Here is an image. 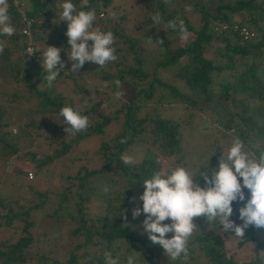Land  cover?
Returning <instances> with one entry per match:
<instances>
[{"label": "trees", "instance_id": "trees-1", "mask_svg": "<svg viewBox=\"0 0 264 264\" xmlns=\"http://www.w3.org/2000/svg\"><path fill=\"white\" fill-rule=\"evenodd\" d=\"M21 1L26 18L30 20V36L21 33L24 22L13 0H8L9 16L15 27V33L10 37L0 36V45L3 46V51L0 52V63L4 62L0 64V83H10L12 79L15 82H22L34 92L41 111L59 113L63 106L72 107L71 103H63V96L56 93L53 88L42 91L34 83L40 76L39 64L42 62L40 54L47 45L51 46L48 41L52 35L51 29L56 31L57 41L62 46L61 54L68 45L66 36L68 25L57 31L50 22L51 14L62 12V1ZM186 2L191 3L200 14L198 27L191 24L179 0H139L137 3L130 4L131 11L143 12L140 19L132 18V22L125 18L124 13L119 14L117 19L113 18L110 14L112 9L108 8L111 0H87V3L84 0H74L77 11L94 10L96 13L94 23L98 22L101 25L100 23L104 22L101 31L110 30L115 37L112 47L115 49L117 59L103 67L96 65L94 74L101 81L106 82L112 91L119 88L115 82L120 81V86L130 87L131 95L126 101L121 100L113 113H103L97 109L94 102L89 109H84L85 113L88 111L96 113L99 121L96 120L88 125L86 130L79 132L78 138L102 134L104 125L109 124L113 119L120 120L119 128L114 137L102 142L101 148L96 152L102 164L91 170L85 166L78 170L79 187L82 190L75 191L76 194L72 196L73 207H70V204L68 205L70 209L64 207L66 214H58L57 209H53L51 213L44 215L50 217L49 226L50 230L56 232H54L55 238L58 236L57 231L60 232L61 228L67 226V234L78 239V242L68 249L63 259L53 258L52 250L39 252L40 255L35 258V264H85L86 261L92 264H106L105 252H111L113 258L118 257L119 264H127V257L130 255L134 257L135 264H155L158 255L164 250L160 245L152 244L147 234L136 226L137 218H133L132 210L138 206L142 208V201L138 199L144 192L142 181L150 178L154 172L161 171L158 155L178 156L181 150L180 129L177 122L159 116L156 106H153L152 113L143 116H140L138 111L146 103L154 100L174 101L195 106L197 101L194 95L198 93L204 95L202 101H207L211 94L209 87L212 82V71L220 72L227 67L235 69L236 58L255 59L262 54L264 48V37L260 26V20L264 19V0H218L215 4L210 0L208 6L199 0H186ZM102 14L105 17H101ZM157 16L159 23L153 19ZM181 19L190 34L187 40H181L178 30L168 28L170 20H176L178 23ZM233 24L245 26L252 33L251 37L243 39L237 32L232 31ZM224 25L226 28H222ZM145 38L149 39L153 48H147L144 45ZM27 42L40 50L35 53L40 58L39 62L26 60L24 48ZM214 42L216 43L215 56L224 58V63L215 64L214 58H206L204 55L205 49ZM174 43H176L175 46L172 45ZM17 49L22 55L21 63L10 59L11 54ZM256 69V63H251L239 73L236 80L222 83L216 102L223 100L233 105L234 111L228 112V117L224 119V126L227 129L235 127L237 136L244 143L259 140L257 147H251L253 154L258 155L259 152L264 151V126L256 129L253 134L247 132V130H254L256 123L252 116L245 114L248 105L246 99L239 97V94H246L249 98H258L264 102V90L255 87ZM167 70L176 81L183 82L188 92L181 91L175 84L167 83L160 76V72ZM4 73L9 75L8 79H1ZM6 94L2 93V95ZM1 107L0 151L9 156L17 151L12 139L17 138L19 134L15 135L9 129L11 123L3 118L5 112ZM18 132L23 133V128L19 127ZM139 143L145 145L142 158L131 165H125L120 159L121 155L130 150L134 144ZM68 147L69 144H63L62 149L56 150L54 156L46 155L37 164L52 162L54 157H59ZM215 157L220 159L221 154L212 155V159ZM209 169L211 168L200 167L194 173V179L199 180L202 187L205 186V181L200 176L202 172L210 173ZM32 170L34 169L19 171V173L23 174L27 181H31L33 177L29 179L26 175L28 171H31L35 176ZM91 179H97L103 183L102 191L96 194L103 202V213L92 214L87 210L86 196L92 191L87 186V182L92 181ZM105 187L109 188L107 193L104 192ZM70 194V189H64L59 204L66 203ZM37 196L42 199L40 202L14 211L9 207L5 209L6 205L0 200L2 210L9 212L1 214L0 219H4L6 224L13 220L24 223V234L14 242L0 243V264H25L31 258L32 254L28 248L33 242V235L28 228L32 225V221H28L27 218L32 210L44 208L48 203L46 193L44 195L38 193ZM133 198H136L135 201ZM237 203L233 202V207ZM72 209L75 212H72ZM194 219L198 220L197 224L206 225L205 217ZM216 223L218 224L215 222L212 226ZM260 229L264 231V228ZM245 230L247 235L239 244L250 242L255 255L260 249L264 250V240L259 237L258 229L250 226ZM191 237L195 239L197 249L189 247L188 243L186 259L173 264H201L190 261L195 253L202 255L206 259V264H235L232 257L225 254L214 228H209L205 234L198 232ZM255 257L253 264H264L261 262V255Z\"/></svg>", "mask_w": 264, "mask_h": 264}, {"label": "rangeland", "instance_id": "rangeland-1", "mask_svg": "<svg viewBox=\"0 0 264 264\" xmlns=\"http://www.w3.org/2000/svg\"><path fill=\"white\" fill-rule=\"evenodd\" d=\"M62 3L64 0H61ZM139 0H111L110 14L114 19H117L119 14L124 13L125 18L132 22V18L140 19L143 12L140 13L135 10H130V4L137 3ZM183 5L184 14L188 17L191 24L194 27L199 25L200 14L191 3H187L186 0H179ZM201 3L209 5L210 0H199ZM218 0H212L215 4ZM74 3V0H72ZM62 10V8H61ZM112 12V13H111ZM140 13V14H139ZM60 12L50 15V22L57 31L62 30L67 24L66 21H60ZM138 14V15H137ZM105 17V15H101ZM136 20V21H137ZM125 22V21H124ZM94 23V27L101 30L104 22ZM261 32L264 37V19L260 20ZM52 35L48 39L51 46L62 48L60 42L57 41L56 31L51 29ZM190 35V34H189ZM7 37V36H5ZM7 41V40H6ZM92 43L91 41L89 42ZM143 43L147 48L152 47L149 39H144ZM176 43L172 44L175 46ZM216 43H211V46L204 51L206 58H214L215 64L224 63L225 59L215 56L214 48ZM71 46L68 44L62 55V60L66 62L67 67L62 69L57 77V80L53 82L52 87L48 86V83L44 79L47 73L43 72L42 62L39 64L40 76L35 80V86L39 90L46 88H53L56 93H60L63 96V103H71L74 109H77L82 115H86L89 120V125L93 124L96 120L99 121L96 113L83 112L84 109H89L91 105L96 103L97 109L105 114L113 113L119 102L126 101L130 97L131 89L127 85L120 86L117 90L112 91L111 88L100 80L98 76L94 74L95 64L86 62L82 69L77 73L71 71V62L68 61L67 52L70 51ZM157 50V49H156ZM22 55L18 52L12 53L10 59L21 63ZM237 57V56H236ZM4 63V62H1ZM0 63V64H1ZM251 63H256V76L255 82L256 89L264 90V48L259 57L253 59L250 57L244 59L236 58L234 61V68L227 67L224 70L217 72L216 70L211 72L212 82L210 84V99L202 101L204 95L196 94L197 104L195 106L186 105L180 102L150 101L144 105L141 110L138 111L140 116L152 113L153 106H156V110L159 116L163 118L172 119V121L179 124L181 150L178 156H164L158 155V162L161 165V171L168 174L172 169L177 166H183L188 168L193 174L198 168H217L219 160L216 157L212 159L214 154H223V150H227L231 145V142L237 136L236 128H225L224 119L228 117V112H233L234 107L229 102L218 100L217 97L220 92V85L227 81H234L237 79L239 73L244 71ZM174 70V68H173ZM160 76L167 82L175 84L181 91L188 92L184 87L182 81L178 80L171 75V72L162 71ZM259 80H258V78ZM2 78H9L7 73H4ZM7 93L2 95V93ZM16 92V94H13ZM120 93V98L116 97V93ZM240 98L246 99L247 111L246 115L252 116L256 127L254 130H247L249 134L255 133L256 129H261L264 126V102L258 98H249L246 94H239ZM156 101V103H155ZM0 106L4 109L3 118L8 119L11 123L9 129L15 135L19 134L17 138H13L12 142L16 145L17 151L9 156L4 155L0 151V200L1 203L6 205L8 209L17 210L26 207L33 206L36 202H40L42 199L37 196L38 193L44 195L46 193V200L44 208L31 211L27 220L32 221V225L28 230L32 233L33 242L29 245V251L32 256L27 260L25 264H35V258L39 256V252H48L52 250V257L56 259L65 258V254L78 242V239L71 237L67 234L68 227L64 226L58 232L57 238L55 233L50 230L49 221L50 217H45L47 213H51L53 209H57L58 214H66L67 209L73 207V198L76 194L75 191L80 192L82 190L79 187L78 170L82 167H87L90 170L99 167L102 164L100 157L97 155V150L101 148V143L106 142L112 137L119 128L120 120H112L109 124L104 125L102 134H91L85 138H78V133L65 131L67 125L64 124L63 117L59 113L51 111H41L40 106L37 104L34 92L22 82H15L13 79L10 83H0ZM42 117V118H41ZM45 125L40 126V125ZM19 127L23 128V133H19ZM240 139V138H239ZM241 140V139H240ZM242 141V140H241ZM243 142V141H242ZM250 143H244L245 150L249 154H253L251 147H257L259 140ZM63 144H69L67 150L59 157H54L52 162L41 163L38 165V161L45 158L46 155L54 156L56 150L62 149ZM145 150L144 143L134 144L130 150L126 153L134 158L135 161H139L142 158ZM34 155V157H33ZM166 168H169L166 170ZM27 169H34L35 176L31 181H27L23 174L19 171H25ZM83 171V170H82ZM210 174V173H209ZM87 182L92 191L86 197L87 210L92 213H103V202L96 196L97 192L102 191L103 183L97 179H91ZM242 183V179H241ZM64 189H70V197L66 199L65 204H59L62 191ZM246 198L250 196V193L245 189ZM72 199V201L70 200ZM69 200V201H68ZM71 201V202H70ZM243 206V202L237 203L234 208V214L230 218L236 222L237 225L242 224L239 219V208ZM0 204V215L5 214L7 210H2ZM73 210V209H72ZM72 212H75L73 210ZM9 213V212H7ZM65 216V215H64ZM145 215L141 214L136 220V226L143 230V220ZM197 219H194L196 229L193 234L203 233L205 234L209 228H214L219 241L222 243L223 250L227 256H231L235 264H253V260L264 254V250L260 249L257 254L253 250V246L250 242H245L240 245L239 242L247 235L245 230L243 236H236L233 231L224 232L219 223L212 226V223L205 221L206 225L201 226L197 224ZM0 243L1 242H14L20 235L24 234V223L19 220H13L9 224L4 222V219H0ZM170 220H166V223H170ZM70 227V226H69ZM259 237L264 240V231L258 229ZM44 233V234H43ZM171 233L167 234L168 238H171ZM189 247L197 249V243L193 237L189 238ZM51 247V248H50ZM186 259L181 255L180 258L172 260L167 257L163 250L157 257L155 264H173L175 262H182ZM191 262L206 264V259L199 253H195ZM264 263V259H261ZM85 264H92L86 261Z\"/></svg>", "mask_w": 264, "mask_h": 264}, {"label": "clouds", "instance_id": "clouds-1", "mask_svg": "<svg viewBox=\"0 0 264 264\" xmlns=\"http://www.w3.org/2000/svg\"><path fill=\"white\" fill-rule=\"evenodd\" d=\"M87 3V0H84ZM60 21L67 22L68 61L71 71L77 73L86 62L103 67L110 61H115V49L112 47L115 37L112 31H101L94 27L96 13L92 11H77L72 0H64L61 4ZM159 23V17H153ZM168 28L178 30L181 40H187L189 33L181 19L170 20ZM15 27L9 16L8 0H0V36H12ZM92 42L91 44L89 42ZM3 46L0 45V52ZM38 48L29 46L28 56L39 52ZM62 48L48 46L40 54L43 72L47 73L49 87L57 80L62 69L67 67L61 58ZM120 87V81L115 82ZM120 98V93H116ZM59 115L63 117L65 131L69 134L87 129L89 120L86 115L71 106H63ZM42 118V117H41ZM120 159L125 165L134 163V158L127 153ZM202 172L205 186L194 179V174L188 168L177 166L166 174L163 171L154 172L150 178L142 181L144 192L139 196L142 208L132 210L133 218L145 215L143 230L152 244L160 245L167 257L176 260L188 253L189 238L196 229L194 218L205 217L212 224L218 222L224 232L233 231L236 236H243L245 229L253 226L264 228V151L259 154H249L239 138L233 139L227 150H223L217 168ZM242 178V183H241ZM245 189L250 196L246 198ZM109 188L105 187L107 193ZM136 198H133L135 201ZM233 202H243L239 208L237 225L230 219L234 214ZM126 218V217H125ZM170 220V223H164ZM171 233V238L167 234ZM106 264H119V258H113L111 252L104 253ZM264 259V254L261 255ZM127 264H135L133 256L127 257Z\"/></svg>", "mask_w": 264, "mask_h": 264}, {"label": "built area", "instance_id": "built-area-1", "mask_svg": "<svg viewBox=\"0 0 264 264\" xmlns=\"http://www.w3.org/2000/svg\"><path fill=\"white\" fill-rule=\"evenodd\" d=\"M13 4L14 6H16V8H18L19 13H20V18L24 22V25L21 29V33L29 37L30 36V30H29L30 20L26 18V13H25V8L23 7V3L21 0H13ZM222 28H226V26L224 25ZM231 29L232 31L237 32L239 35H241L243 39H248L252 35V33L245 26H240L239 24L231 25ZM29 46L34 48V46L30 42H27L24 48L26 60L28 61L34 60L35 62H39L40 58L37 54L28 56L27 48ZM26 176L27 178L31 179L33 177V173L31 171H28Z\"/></svg>", "mask_w": 264, "mask_h": 264}]
</instances>
